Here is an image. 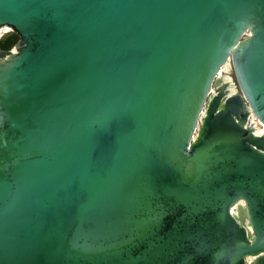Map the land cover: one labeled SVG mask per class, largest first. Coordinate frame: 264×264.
I'll return each instance as SVG.
<instances>
[{
  "label": "water",
  "instance_id": "1",
  "mask_svg": "<svg viewBox=\"0 0 264 264\" xmlns=\"http://www.w3.org/2000/svg\"><path fill=\"white\" fill-rule=\"evenodd\" d=\"M11 32L0 264H264V0H0Z\"/></svg>",
  "mask_w": 264,
  "mask_h": 264
},
{
  "label": "trees",
  "instance_id": "2",
  "mask_svg": "<svg viewBox=\"0 0 264 264\" xmlns=\"http://www.w3.org/2000/svg\"><path fill=\"white\" fill-rule=\"evenodd\" d=\"M20 36L16 32H11L3 39H0V48L4 50H10L17 43Z\"/></svg>",
  "mask_w": 264,
  "mask_h": 264
},
{
  "label": "rangeland",
  "instance_id": "3",
  "mask_svg": "<svg viewBox=\"0 0 264 264\" xmlns=\"http://www.w3.org/2000/svg\"><path fill=\"white\" fill-rule=\"evenodd\" d=\"M229 72H228V74L230 75V76H232L233 77V79H234V81L236 82V78H235V74H234V71H233V68H232V66L231 65H229ZM237 89L239 90V87L237 86Z\"/></svg>",
  "mask_w": 264,
  "mask_h": 264
}]
</instances>
